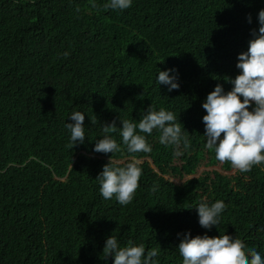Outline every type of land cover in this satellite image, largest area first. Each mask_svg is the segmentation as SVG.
Here are the masks:
<instances>
[{
	"label": "trees",
	"instance_id": "16d2710c",
	"mask_svg": "<svg viewBox=\"0 0 264 264\" xmlns=\"http://www.w3.org/2000/svg\"><path fill=\"white\" fill-rule=\"evenodd\" d=\"M108 2L0 0V264H114L103 255L112 235L122 247L159 244L156 264H182L186 232L230 235L264 259V171L227 175L234 168L205 148L202 121L217 84L232 90L226 80L240 74L264 0ZM170 69L179 84L171 92L155 83ZM151 105L176 115L191 148L176 155L158 130L145 134L152 152L137 154L133 201L105 200L96 178L111 156L123 166L130 154L119 130L120 152L94 151L102 125L138 123ZM74 111L85 114V141L71 148ZM217 200L226 204L220 224L204 229L196 208Z\"/></svg>",
	"mask_w": 264,
	"mask_h": 264
},
{
	"label": "clouds",
	"instance_id": "9594fccd",
	"mask_svg": "<svg viewBox=\"0 0 264 264\" xmlns=\"http://www.w3.org/2000/svg\"><path fill=\"white\" fill-rule=\"evenodd\" d=\"M131 4L132 0H109L103 7L125 10ZM92 7L98 5L93 4ZM258 22V33L252 31L253 39L249 41L248 50L238 56L236 67L240 74L235 79L226 80L233 85L232 90L225 93L223 87L217 84L202 104L207 113L202 118L205 125V148L214 150L216 160L230 163L242 173L251 171L253 167H260L264 171V10L259 12ZM60 55L67 57L69 53ZM170 72L175 70L160 71L155 83L169 86L171 92L178 90L179 84L178 77L170 75ZM69 119L74 123H66V128L71 133L70 147L74 148L77 143L83 144L85 141V114L74 111ZM120 122L122 128H118L115 121L102 125L105 135L96 142L94 151L104 154L120 152V145L111 135L119 130L122 143L130 154L128 162L121 166L122 162L114 161L111 156L96 180L99 181L103 199L115 198L120 205H128L134 199L143 174V160L137 154L152 152L145 134L151 135L154 130H158L159 143L175 146L176 155L182 154L181 148L189 150L191 140L176 115L163 107L157 111L151 105L138 123L127 119ZM196 209L200 226L211 229L220 224V216L226 204L221 200L211 205L201 202ZM178 238L180 242L177 248L182 264H264V259L255 248L248 249L240 239L227 234L214 238L197 235L193 238L191 232H186L178 234ZM160 251L159 244L158 247L146 250L144 244L136 246L131 241L122 247L117 236L112 235L106 239L103 255L105 259L113 257L114 264H156L154 258L159 256Z\"/></svg>",
	"mask_w": 264,
	"mask_h": 264
},
{
	"label": "rangeland",
	"instance_id": "374dc122",
	"mask_svg": "<svg viewBox=\"0 0 264 264\" xmlns=\"http://www.w3.org/2000/svg\"><path fill=\"white\" fill-rule=\"evenodd\" d=\"M254 107V106H253ZM208 171V169H201L200 170V173L198 174V176L201 174V173H203L204 171ZM216 170H218V169H216ZM210 171H214L213 169H210ZM239 172V170H237V169H234V170H232L230 173H228L227 175H229V176H235L237 173Z\"/></svg>",
	"mask_w": 264,
	"mask_h": 264
}]
</instances>
